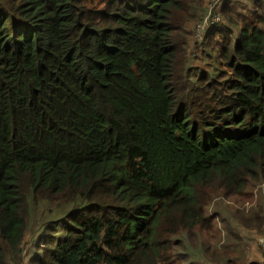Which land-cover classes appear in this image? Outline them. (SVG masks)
<instances>
[{"label": "trees", "instance_id": "1", "mask_svg": "<svg viewBox=\"0 0 264 264\" xmlns=\"http://www.w3.org/2000/svg\"><path fill=\"white\" fill-rule=\"evenodd\" d=\"M206 5L0 0V264H264V197L230 203L264 195V0L198 39Z\"/></svg>", "mask_w": 264, "mask_h": 264}, {"label": "rangeland", "instance_id": "2", "mask_svg": "<svg viewBox=\"0 0 264 264\" xmlns=\"http://www.w3.org/2000/svg\"><path fill=\"white\" fill-rule=\"evenodd\" d=\"M206 1V4H208L210 2V0H194V5H195V11L198 12V10L202 7H204V2ZM204 11V12H203ZM203 12V15L206 13L205 12V9H203L200 14ZM199 14V15H200ZM202 15V16H203ZM196 24V23H195ZM195 24L193 25L192 27V31L195 30ZM190 27V24L189 26H187V28L189 29ZM195 33V31H194ZM196 34V33H195ZM219 35V33H215L214 37L208 41H215V40H218L219 38L217 37ZM205 38L199 43V47L197 49V51L193 54V55H189L190 58H189V62H188V65L190 66V68L192 69L193 73L194 74H197V73H200L202 70H211V67L214 66L216 64V60L213 58V56L216 54V50H211V52L209 50H204L202 51V46L204 44V41ZM204 41V42H203ZM195 42V41H194ZM203 42V43H202ZM206 42V43H207ZM202 43V44H201ZM208 53H211V56L209 55L208 57ZM253 196L251 199L247 198V196H242L241 198H243L246 202H230L232 203L233 205L237 206L241 211L244 209H248V211L250 210V208L252 207H256L260 204V202L262 201V199H260V195L264 197L263 193L257 190H255L253 193ZM214 202H218L216 205L217 207L215 209H217L219 212H224V213H227L228 215H231L232 213V209L230 207H227L225 204L221 203L219 200H215ZM213 219V222H211V225H212V229L209 230V233H213V236L214 235H219L220 234L222 235V230H221V227H220V223L221 221H219L221 218L220 216L218 217H211ZM210 219V220H212ZM213 225H214V228H213ZM251 230L253 232H249V235H253V233L256 235L255 237L257 238H262L264 237V230L263 232L261 233L260 231H258L257 229L255 228H251ZM205 233H207V231H205ZM252 238L249 239L250 243H249V247L250 248H253V249H257V246H256V240H254L253 236H251ZM250 238V237H248ZM215 240V239H214ZM254 253V256L255 254L258 255V253L256 252H253Z\"/></svg>", "mask_w": 264, "mask_h": 264}, {"label": "built area", "instance_id": "3", "mask_svg": "<svg viewBox=\"0 0 264 264\" xmlns=\"http://www.w3.org/2000/svg\"><path fill=\"white\" fill-rule=\"evenodd\" d=\"M221 0H210L206 5V13L202 18L196 22L195 30H193L194 37L201 39L205 36L207 30L213 25V23L219 19V17L214 13V8ZM195 31V33H194ZM257 245L264 246V237L257 238Z\"/></svg>", "mask_w": 264, "mask_h": 264}, {"label": "clouds", "instance_id": "4", "mask_svg": "<svg viewBox=\"0 0 264 264\" xmlns=\"http://www.w3.org/2000/svg\"><path fill=\"white\" fill-rule=\"evenodd\" d=\"M206 11V10H205Z\"/></svg>", "mask_w": 264, "mask_h": 264}]
</instances>
